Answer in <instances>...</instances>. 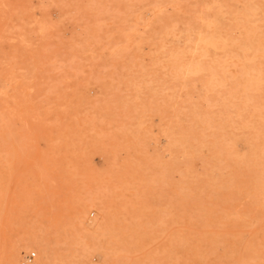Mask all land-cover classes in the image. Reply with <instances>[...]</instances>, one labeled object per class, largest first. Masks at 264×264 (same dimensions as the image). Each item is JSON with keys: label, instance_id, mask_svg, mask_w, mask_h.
Masks as SVG:
<instances>
[{"label": "rangeland", "instance_id": "obj_1", "mask_svg": "<svg viewBox=\"0 0 264 264\" xmlns=\"http://www.w3.org/2000/svg\"><path fill=\"white\" fill-rule=\"evenodd\" d=\"M46 255L264 264V0H0V264Z\"/></svg>", "mask_w": 264, "mask_h": 264}, {"label": "bare ground", "instance_id": "obj_2", "mask_svg": "<svg viewBox=\"0 0 264 264\" xmlns=\"http://www.w3.org/2000/svg\"><path fill=\"white\" fill-rule=\"evenodd\" d=\"M39 247V246H38ZM45 248V247H44ZM41 250V249H40ZM43 252L46 253V251L44 250ZM49 251H47L48 253ZM44 254V253H43ZM17 255H18V251H15L14 254H13V260L17 262ZM19 256V255H18ZM47 255L44 256L43 260H40V264H49V261L47 260Z\"/></svg>", "mask_w": 264, "mask_h": 264}, {"label": "built area", "instance_id": "obj_3", "mask_svg": "<svg viewBox=\"0 0 264 264\" xmlns=\"http://www.w3.org/2000/svg\"><path fill=\"white\" fill-rule=\"evenodd\" d=\"M33 256H34V253H30V254H28V255L26 256V258H27L28 261L30 262V261H32Z\"/></svg>", "mask_w": 264, "mask_h": 264}]
</instances>
